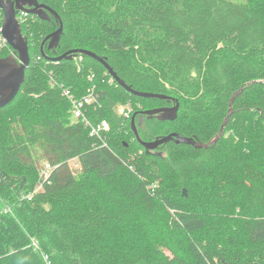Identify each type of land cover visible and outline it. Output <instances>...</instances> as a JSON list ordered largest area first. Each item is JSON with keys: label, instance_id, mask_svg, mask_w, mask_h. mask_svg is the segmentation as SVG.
Returning <instances> with one entry per match:
<instances>
[{"label": "trees", "instance_id": "trees-1", "mask_svg": "<svg viewBox=\"0 0 264 264\" xmlns=\"http://www.w3.org/2000/svg\"><path fill=\"white\" fill-rule=\"evenodd\" d=\"M41 1L61 20L28 13L26 81L0 107V264H47L44 254L50 264H264V0ZM72 50L97 54L136 91L178 99L174 121L135 120L143 141L175 132L208 143L243 91L215 144L147 152L132 116L170 102L131 93L89 55L54 59ZM93 85L101 107L86 115L108 122L106 145L71 121L62 94ZM118 103L132 104L128 117ZM37 145L54 169L21 199L39 182Z\"/></svg>", "mask_w": 264, "mask_h": 264}, {"label": "water", "instance_id": "water-1", "mask_svg": "<svg viewBox=\"0 0 264 264\" xmlns=\"http://www.w3.org/2000/svg\"><path fill=\"white\" fill-rule=\"evenodd\" d=\"M0 6L4 11L3 18V34L9 45L15 50L18 57L13 55H8L5 58H0V66H2L5 71L0 75V107L5 106L6 104L12 102L20 93L23 84L26 81V71L30 65V53H29V42L22 33V26L17 20V14L19 11H28L29 13L42 16L43 11L52 12L57 18L60 19L59 15L48 7L45 3L40 2V0H0ZM61 20V19H60ZM63 31V23L60 21V27L55 32L51 33L46 37L44 43L49 40V48L54 47L60 40V34ZM42 45V49L44 46ZM77 54H86L89 55L99 62L103 63L109 73L117 80V82L130 91L133 94L138 96L147 97V98H159L170 100L174 104L171 107H159L149 110H144L141 112V115H148L152 117L153 115H158L157 118L161 121H174L178 117V111L180 103L177 98L170 97L164 94H156L150 92H141L136 91L131 86H128L123 80H121L117 73L110 67L105 60L99 57L97 54L87 51V50H72L66 52L60 56L55 57L56 61H60L64 58L73 59ZM257 82V81H256ZM243 91V87L235 92L230 100V110L225 118L219 133L208 143H203L196 140L193 137L181 136L178 133H170L167 136L157 137L153 141H143L138 134L137 126L135 124V116L132 119V129L135 132L139 142L145 147L147 152H152L153 150L159 148L162 144L168 143L171 140H174L177 144L186 143L191 144L196 148H207L211 144H215L218 139L223 136L224 128L227 125L228 120L231 117L232 105L236 96ZM141 117L139 123L141 124L143 120Z\"/></svg>", "mask_w": 264, "mask_h": 264}, {"label": "built area", "instance_id": "built-area-1", "mask_svg": "<svg viewBox=\"0 0 264 264\" xmlns=\"http://www.w3.org/2000/svg\"><path fill=\"white\" fill-rule=\"evenodd\" d=\"M28 12L26 11H19L17 14V20L21 24V26L27 21L28 18ZM3 18H4V11L2 7L0 6V52L3 50H7L9 52V55H13L15 57H18L16 54L15 50L9 45V42L5 38L3 34ZM79 61H81V58H79ZM95 78L94 73H90L88 76V79L90 81H93ZM113 80H110L112 82ZM54 81H51V85L53 86ZM71 103V116L75 121L80 120L83 122V124L90 129V133L92 136L97 137L100 139L104 145H106L105 142V133L109 130V124L107 121H102L98 124H93L88 116L86 115V112L89 107H93L94 109H97L98 107H101L100 104V99H99V94L96 92L95 85L89 87L87 89V92L82 96L78 97L76 96L71 90L64 88L63 93H62ZM122 112L124 109L121 110ZM129 115V112L131 109L127 110ZM39 169V182L37 183L36 187L34 190L30 193H22L21 194V199H31L36 193L42 192L44 190V184L46 181H48L52 171H53V166L50 164H47L46 168ZM6 211H10V208H6ZM174 213L173 211H171ZM33 245L38 248L37 242L33 241ZM45 261L47 264H50L48 261V256L46 254L43 255Z\"/></svg>", "mask_w": 264, "mask_h": 264}, {"label": "rangeland", "instance_id": "rangeland-1", "mask_svg": "<svg viewBox=\"0 0 264 264\" xmlns=\"http://www.w3.org/2000/svg\"><path fill=\"white\" fill-rule=\"evenodd\" d=\"M233 1H246V0H233ZM139 108H143V106L142 105H137ZM137 106H135V108L137 107ZM113 109H114V111L119 115V116H122V117H128V111L127 110H129V109H131V110H133V106H132V104L131 103H128V104H122V103H118V104H115L114 105V107H113ZM122 109H124V111L122 112L121 110ZM71 121L72 122H74L75 120L71 117ZM107 137V136H106ZM32 152H34L35 153V155H39V157H36L37 159H38V162H37V167L40 169V168H42V166H44L43 168H46L47 167V164H45L44 162L45 161H43V158H41V155H42V153H41V151H40V149L38 148V145L37 146H35V147H33L32 148ZM38 152V153H37ZM141 150H138L137 152H129L128 154H127V159H128V163L129 162H133L134 161V159L136 158V157H138V156H140L141 155ZM70 167H71V169L73 170V172L74 173H76V174H78L79 173V171H80V166H79V163H78V161H77V159H72V160H70ZM198 195L200 196V193H198ZM173 238H175L174 239V243H176L177 245L179 244V242H180V239L179 238H177V237H173ZM167 252L169 253V251L167 250Z\"/></svg>", "mask_w": 264, "mask_h": 264}, {"label": "flooded vegetation", "instance_id": "flooded-vegetation-1", "mask_svg": "<svg viewBox=\"0 0 264 264\" xmlns=\"http://www.w3.org/2000/svg\"><path fill=\"white\" fill-rule=\"evenodd\" d=\"M40 2H42L41 0H40ZM168 102H170V105H165V107H171L174 103L172 102V101H170V100H168ZM139 111H142V109L141 110H138V111H136V112H139ZM135 112V113H136ZM133 114V116H132V119H133V117L135 118V120L138 122V125H141L140 123H139V121H140V119H141V117L143 116V120H142V122H144L145 121V119H147L148 118V115H141V113H136V114ZM157 116L158 115H154L153 116V118H155V119H157ZM152 118V117H151ZM141 122V123H142Z\"/></svg>", "mask_w": 264, "mask_h": 264}, {"label": "snow or ice", "instance_id": "snow-or-ice-1", "mask_svg": "<svg viewBox=\"0 0 264 264\" xmlns=\"http://www.w3.org/2000/svg\"><path fill=\"white\" fill-rule=\"evenodd\" d=\"M4 71L5 69L2 66H0V75H2Z\"/></svg>", "mask_w": 264, "mask_h": 264}, {"label": "bare ground", "instance_id": "bare-ground-1", "mask_svg": "<svg viewBox=\"0 0 264 264\" xmlns=\"http://www.w3.org/2000/svg\"><path fill=\"white\" fill-rule=\"evenodd\" d=\"M26 12H28V11H26ZM29 13V12H28ZM131 112V111H130ZM130 112H129V114H130ZM129 116V115H128Z\"/></svg>", "mask_w": 264, "mask_h": 264}]
</instances>
